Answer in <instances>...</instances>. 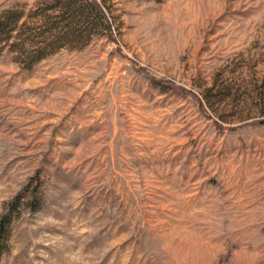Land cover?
<instances>
[{
	"label": "rangeland",
	"instance_id": "rangeland-1",
	"mask_svg": "<svg viewBox=\"0 0 264 264\" xmlns=\"http://www.w3.org/2000/svg\"><path fill=\"white\" fill-rule=\"evenodd\" d=\"M98 1L111 39L0 53V264H264V0Z\"/></svg>",
	"mask_w": 264,
	"mask_h": 264
},
{
	"label": "trees",
	"instance_id": "trees-1",
	"mask_svg": "<svg viewBox=\"0 0 264 264\" xmlns=\"http://www.w3.org/2000/svg\"><path fill=\"white\" fill-rule=\"evenodd\" d=\"M50 8L57 11L56 15L60 17L53 19L45 11L38 12L41 18V22L38 24L40 32L37 33L39 35H36V33L32 34L34 27L28 29L31 33L29 44H26L24 28H21L22 24H25V21L21 22L23 10L16 8L2 10L0 13V53L4 50L6 43L12 37H15L14 42L9 44L10 49L19 57L25 55L28 58L27 60H24V58L18 59L27 67H30L36 61L60 47L68 44L75 45L76 41L83 38L84 32L87 29H92V26L95 27L96 24L103 27L106 30V35L110 39L112 38L109 19L98 0H86L78 5L73 3V0H67L63 3L56 2ZM16 29L17 32L13 36L12 34ZM83 43L85 42L83 41ZM11 219V210L0 215V254L1 247L7 240L8 226Z\"/></svg>",
	"mask_w": 264,
	"mask_h": 264
}]
</instances>
